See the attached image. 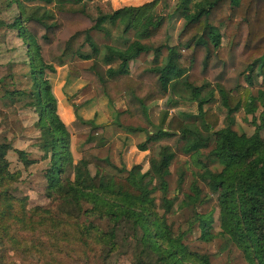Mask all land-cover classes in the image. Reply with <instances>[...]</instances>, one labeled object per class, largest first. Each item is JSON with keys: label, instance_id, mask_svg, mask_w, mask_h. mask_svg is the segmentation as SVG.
<instances>
[{"label": "trees", "instance_id": "obj_1", "mask_svg": "<svg viewBox=\"0 0 264 264\" xmlns=\"http://www.w3.org/2000/svg\"><path fill=\"white\" fill-rule=\"evenodd\" d=\"M12 1L18 14L11 23L0 22V26L14 29L25 44L34 86L31 95L39 108V146L42 158H48L49 163L44 172L46 190L75 204L88 201L90 207L85 212L112 224L109 233L96 234L104 244H113L115 225L125 219L140 229V241L154 253L155 264H210L207 255L187 250L181 242L183 235H172L163 216L156 214L150 196L151 191L158 190L163 205L170 204L165 199L169 167L178 151L189 154L192 163L202 169L198 176L207 180V190L216 195L218 234L240 251L246 264H264V139L259 136L264 129V93H250L253 85L264 86V0H171L163 5L164 12L142 29L141 21L161 0L115 9L109 0ZM33 3L34 8L26 11V5ZM46 5L51 7L37 14ZM174 18L180 19L182 26L177 42L169 45L167 27ZM105 24L120 25L122 34L131 31V41L123 48L98 45L91 32L109 35ZM140 55H149L150 61L130 73L129 62ZM63 56L105 66L104 76L93 65L70 66L68 74L90 82L116 117L125 113L151 125L147 104L170 93L195 104L198 123L185 122L173 114L163 126L156 125L154 133H146L140 148L157 144L144 172L133 165L129 170H117L124 176H99L96 183L92 179L87 183L82 173H75L71 181H61L60 174L69 161V134L57 115L45 71L53 72L50 59ZM114 62L116 65L111 66ZM118 99L123 101V110L115 105ZM214 100L226 111L225 124L220 128L218 115L205 107ZM239 109L251 116L250 135L238 134L230 127V116ZM73 111L80 122L90 126L85 143L90 142L103 124L83 120L74 107ZM116 123L127 133L145 132L140 126ZM9 148V144H0V180L12 177L5 158ZM18 155L23 165L32 164L22 151ZM213 163L220 166L218 170L207 167ZM81 164L102 171L113 166L106 157L87 150L81 153ZM180 183L181 178L177 185ZM189 189L185 196L194 207L200 203L201 191L195 183ZM193 222L200 239L215 236L210 231V213L194 212Z\"/></svg>", "mask_w": 264, "mask_h": 264}, {"label": "rangeland", "instance_id": "obj_2", "mask_svg": "<svg viewBox=\"0 0 264 264\" xmlns=\"http://www.w3.org/2000/svg\"><path fill=\"white\" fill-rule=\"evenodd\" d=\"M109 1L115 9L122 6H140L153 0ZM171 2L161 0L157 3L147 13L148 18L144 17L147 21L141 23L140 29L150 25L164 12L163 5ZM127 3L132 5H125ZM34 5L35 3L27 4L26 11L34 8ZM50 7L42 6L37 14ZM17 14L14 1L0 0L1 23H11ZM181 26L180 19H171L167 27L169 45L177 42L176 36ZM105 27L109 30V35L98 31L91 32L93 40L100 46L123 48L132 39V32L122 34L120 25L105 24ZM221 42L225 44L224 37ZM26 61L25 44L16 35V31L0 26V144L10 145L5 158L9 163L8 173L12 174L10 179L0 180V264H155L154 253L140 241L141 232L138 227L133 228L129 221L122 219L115 225L113 244H104L96 238V234L109 233L112 224L104 218L99 219L96 214L85 212L90 207L88 201L75 204L55 191L46 190L44 172L49 163L48 158H42L43 151L39 146L42 140V130L37 125L39 108L34 104L31 95L34 86ZM149 61V55H140L129 62V72L133 73L137 67L146 65ZM48 63L53 68V72L45 71L51 92L57 97L64 96L63 101L72 108H69L72 123L63 122L69 134V161L60 174L61 181H71L75 173H82L87 183H96L99 176H124L125 173L117 170L121 167L129 170L133 165H139L140 172H144L148 168V158L154 153L157 144L148 143L144 150L141 149L140 145L144 143L146 133H154L155 126H163L173 114L185 122L197 121L195 104L179 100L170 93L147 104V116L151 125L125 113L116 117L106 99L97 96L90 82L68 74L70 66L85 68L93 65L104 76V65L98 61H80L73 56L52 58ZM115 65L116 62L111 63V66ZM60 81L65 82L58 90L57 84ZM250 93H264V86L253 85ZM115 105L119 110L124 109L120 99L116 100ZM206 106L211 107L218 115L217 128L223 127L225 109L217 100ZM73 107L83 120L92 119L95 124H103L101 131L88 143L85 142L90 126L75 117ZM250 119V115L239 109L230 116V127L238 134L250 135L253 132ZM116 121L123 125L140 126L145 132L127 133L117 126ZM259 136L264 139V129L259 131ZM86 150L98 157H106L113 166L103 171L93 165L83 168L81 153ZM19 151L25 154L24 159L32 160V164L23 165ZM206 152L207 149L202 150L203 154ZM192 161L189 154L177 152L166 178L168 187L165 199L170 204L167 207L163 205L162 194L158 190L150 192L156 214L163 216L172 235H183L181 242L187 250L207 255L210 264H246L240 251L218 234L216 195L207 190V180L198 176L202 169ZM207 167L218 170L220 166L213 163ZM179 178L181 183L177 185ZM191 183H195L201 191L200 203L194 207L185 196L191 192ZM194 212L210 213V231L215 235L212 239L199 238V231L193 222ZM89 226L93 228L89 229Z\"/></svg>", "mask_w": 264, "mask_h": 264}, {"label": "crops", "instance_id": "obj_3", "mask_svg": "<svg viewBox=\"0 0 264 264\" xmlns=\"http://www.w3.org/2000/svg\"><path fill=\"white\" fill-rule=\"evenodd\" d=\"M122 2H127L126 0H121ZM140 2H147V1H151V0H139ZM111 2H112V0H111ZM125 5H132V3H127V4H125ZM150 12V11H149ZM145 17H147V16H145ZM148 18V17H147ZM144 19V18H143ZM147 21V19H144V20H142L141 21V23H143V22H146ZM142 28H145V27H142ZM64 82L65 81H60L58 84H57V89L59 90V89H61V87L63 86V84H64ZM57 90V91H58ZM54 97H55V99H56V107H57V109H58V111H56V112H58L57 113V115H58V117L60 116V114H61V121H62V123L63 122H67V123H72V115H71V112H70V110H69V108H71V106H68L67 105V103H66V101L64 102L63 101V97L64 96H61V97H57V96H55L54 95ZM65 99V98H64ZM66 103V104H65ZM110 108V107H109ZM72 109V108H71ZM110 110H111V108H110ZM63 124H65V123H63ZM65 126V125H64ZM137 133H140V132H137Z\"/></svg>", "mask_w": 264, "mask_h": 264}]
</instances>
